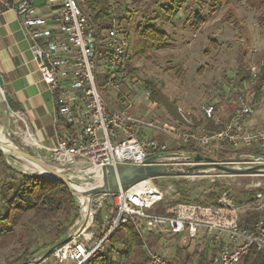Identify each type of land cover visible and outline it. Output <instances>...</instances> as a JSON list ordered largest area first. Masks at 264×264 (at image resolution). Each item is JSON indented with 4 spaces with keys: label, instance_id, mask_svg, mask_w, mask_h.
<instances>
[{
    "label": "built area",
    "instance_id": "2783aa9c",
    "mask_svg": "<svg viewBox=\"0 0 264 264\" xmlns=\"http://www.w3.org/2000/svg\"><path fill=\"white\" fill-rule=\"evenodd\" d=\"M10 7L21 20L40 80L53 96V125L59 134L55 143L45 144L24 114L7 101L1 116L7 119V129L5 133L2 124L1 132L13 145L43 150V155H36L73 181L85 172L96 171H100L102 180L103 166L145 165L148 157L162 152H191L171 148L159 135L169 138L173 146L191 145L203 152L256 147L260 154L244 151L215 161L239 168L264 166V128L248 125L257 103L240 98L226 121L216 115L215 105L206 107L205 118L213 120L218 128L201 132L163 127L133 112L131 104L125 105L129 96L121 90L126 85L135 88L137 80L130 76L129 34L115 11L112 25L100 33L80 0H14ZM262 65L264 58L250 67L249 82H256ZM218 92L214 90V95ZM144 93L146 98L151 96L147 90ZM179 113L181 123L194 124L191 113ZM197 163L181 160L162 164L169 170L184 171ZM209 174L212 184L227 185L220 206L180 203L166 214L155 211V206L173 189V185L161 187L160 180L196 179ZM245 175L264 176V169ZM233 176L236 175L203 169L198 174L149 178L112 194L115 214L102 217L103 235L98 239L94 228L99 205L89 196V206L84 207V228L70 242L58 246L52 257L58 264H85L107 248L114 232L133 223L144 239L151 264H175L173 256L148 245L147 236L158 232L183 235L189 242L201 235L215 238L212 243L218 245V250L212 264H238L253 247L264 250V217L250 225L243 221L253 210L264 211V204L252 207L236 203L231 198L233 189L226 183ZM262 197V193L255 194V199Z\"/></svg>",
    "mask_w": 264,
    "mask_h": 264
},
{
    "label": "rangeland",
    "instance_id": "374dc122",
    "mask_svg": "<svg viewBox=\"0 0 264 264\" xmlns=\"http://www.w3.org/2000/svg\"><path fill=\"white\" fill-rule=\"evenodd\" d=\"M112 3L122 28L129 30L127 33L130 37V66L138 70L135 88L126 85L121 90L129 96L125 105L131 104L133 112L152 119L166 128L192 129L201 132L208 129L205 118L206 107L215 105L216 115L226 121L242 98L255 105L257 103L256 111L249 118L248 125L253 128H264V93L261 99L256 100L252 87L254 83L248 81L240 85L235 81L241 62L251 67L264 58L263 4L260 2L252 4L248 0H224L223 5H218L215 0H189L184 4L180 15L168 21L164 16V7L171 5L172 0H112ZM126 11H130L133 16L126 19ZM197 14L202 15L204 20H200ZM148 20L169 34L171 43L169 48L158 49L155 46H147L140 40L138 28ZM153 88L165 94L178 111L191 113L194 124L181 123V119L173 115L158 100L152 96L146 98L144 91L147 90L151 94ZM216 89H219V92L214 95ZM195 118L201 120L200 125L194 120ZM2 124L0 118V129ZM32 128L43 139L36 126L33 125ZM47 136L50 140L52 133L49 131ZM161 140L171 148L176 147L167 137ZM242 149H229L223 154L215 149H206L204 153L214 160H223L238 156L244 152ZM25 150L32 154H44L43 150L37 148L28 147ZM18 164L28 171L37 172V168L26 160L18 161ZM0 178L5 179V173L1 168ZM211 179L210 174L196 179L179 180L174 177L162 179L158 182L161 187L167 188L173 185V189L157 205L164 209L173 208L181 193L187 195L190 203L206 202L207 193L212 185ZM101 181L95 173L85 172L73 182L91 189L100 186ZM229 183L228 187L233 189L231 198L236 203L241 201L252 207L264 204V176L236 175L229 180ZM223 189L224 194L228 190L227 185ZM256 193H262L263 197L255 199ZM109 195L112 194L91 195L93 203L99 205L97 214L101 217L113 211L115 198H110ZM76 202L80 214L79 197H76ZM249 214V218H257L256 215L264 217V211L253 210ZM58 219L56 223L61 221L65 223L63 215L60 214ZM39 223L30 214L17 229L15 236L0 239V261L3 264H12L26 252H29V255L34 253L29 264H58L52 254L47 259L35 262L41 259L48 249L60 243L51 245L54 242L55 232H49V227H42ZM76 223L70 228L68 235L76 229ZM97 228L95 226L94 230L96 231ZM47 245L51 246L46 248ZM120 248L121 246H117V249ZM203 248H206L209 256H213L218 250V245L215 244L214 248L202 246L201 249ZM152 249L162 252L157 248ZM108 250L109 245L102 254L105 255ZM143 251V247H138L129 258L116 252L114 259L118 264H136L143 258ZM174 260L175 264H184V260L176 257Z\"/></svg>",
    "mask_w": 264,
    "mask_h": 264
},
{
    "label": "trees",
    "instance_id": "16d2710c",
    "mask_svg": "<svg viewBox=\"0 0 264 264\" xmlns=\"http://www.w3.org/2000/svg\"><path fill=\"white\" fill-rule=\"evenodd\" d=\"M14 0H2L0 2V10H5L12 6ZM189 0H172V4L164 7V16L166 20L171 21L177 14L182 10L185 3ZM218 5H223L224 0H215ZM252 4L261 3L264 5V0H248ZM83 8L88 12L90 19L94 26L98 29L100 33H103L108 27L112 25V17L114 13V3L112 0H80ZM116 3V2H115ZM119 5L117 6V9ZM116 12V11H115ZM126 19L132 17L130 11H126ZM200 20H204L202 15L197 14ZM120 18H123L120 16ZM129 23V22H128ZM126 32H129L128 28ZM138 35L140 40L144 45L155 46L158 49H167L171 46L169 34L163 30L160 26L153 24L151 21H146L143 26L138 28ZM130 38V37H129ZM138 70L136 68H131V78L136 77ZM250 66L240 63L238 67L237 74L235 76V81L240 85L249 81L250 77ZM255 92V99H261L264 93V65L260 68V73L256 82L252 85ZM152 98L158 100L161 104L167 107L173 115L181 118L178 109L174 106V103L162 92L153 88L151 93ZM9 103L13 109H18L19 106L14 104L9 100ZM198 125H200L201 120L194 119ZM206 124L208 129L218 128L213 120H207ZM174 149L178 150H188L192 153L200 154L204 157L211 158L206 155L201 149L194 146H176ZM231 149V148H229ZM227 149V150H229ZM226 150V151H227ZM244 151H251L260 154L261 151L257 148H243ZM241 150V151H242ZM225 153L224 151L221 154ZM222 156V155H221ZM0 168L2 172L5 173V179L0 178V239L8 238L10 236H15L17 229L24 223L25 219L31 214L35 221H39L42 227H49V232H55L54 242L63 241L68 237V233L71 227L74 226L76 221L79 219V206L76 202V197L70 192L68 186L61 180L43 177L39 175H28L20 172L12 165L8 163L4 154L0 151ZM227 184L229 180H226ZM225 184L221 182H215L211 185L209 193H207V201L200 202L196 201L198 204H210L220 206L219 200L223 194ZM113 198L114 195H109ZM191 201L185 193H181L180 197L175 201V205L180 203H190ZM237 203H242L238 201ZM159 205V203H158ZM155 206V211L158 213L166 214L168 209H164ZM63 215L65 223L58 222L59 216ZM111 214H115L113 211ZM248 214L244 218V223L250 225L254 221L259 219L249 218ZM68 222V223H66ZM95 226L98 227L95 231V238L98 239L103 235V221L100 215H96ZM152 234L147 236L148 245H150V238ZM213 239L204 237L203 242L198 245L195 252L190 255L184 264H209L207 263V251L204 246H213ZM51 245H47L48 248ZM109 250L105 255L100 253L99 255L92 257L85 264H118L114 259V253L119 252L125 258H129L136 252V249L143 247V258L136 264H151L150 258L145 248V242L143 237L138 231V226L136 224L130 223L122 227L118 231L114 232L109 239ZM117 246H121L117 249ZM24 253L12 264H25L31 261L33 254ZM0 264H3L0 261ZM238 264H264V250H259L257 247H253L250 253L245 256Z\"/></svg>",
    "mask_w": 264,
    "mask_h": 264
},
{
    "label": "crops",
    "instance_id": "0c3cea01",
    "mask_svg": "<svg viewBox=\"0 0 264 264\" xmlns=\"http://www.w3.org/2000/svg\"><path fill=\"white\" fill-rule=\"evenodd\" d=\"M179 15L180 12L176 17ZM0 73L5 82L6 100L18 105L19 108L14 110L22 112L31 127L36 126V130L41 132L42 141L51 144L59 135L53 125V96L40 80L29 40L20 18L11 7L0 10ZM49 131L52 133L50 140L47 136ZM163 137L165 136H158L160 139ZM204 237L206 236L201 235L189 242L183 235L158 232L152 234L150 245L185 262L203 242ZM215 254L207 255V263L212 264Z\"/></svg>",
    "mask_w": 264,
    "mask_h": 264
},
{
    "label": "water",
    "instance_id": "95a60500",
    "mask_svg": "<svg viewBox=\"0 0 264 264\" xmlns=\"http://www.w3.org/2000/svg\"><path fill=\"white\" fill-rule=\"evenodd\" d=\"M4 87V78L3 75L0 73V118L2 116V107L7 104V100L4 94ZM2 121L4 125L3 131L6 133L8 123L7 119L4 117ZM0 151L4 154L8 163L20 172L28 175H39L43 177L61 180L68 186L70 192L75 197H83L84 199L83 203L81 204L80 219L77 222L76 229L71 234H69L68 237H66L63 241L48 249L43 255V257L35 262H40L44 259H47L58 246L70 242L74 236L78 235L82 231L87 220V213L84 211V207L89 206V196H91L92 194H117L121 190H126L132 185L142 180L167 175L198 174L202 172L203 169H214L233 175L258 173L259 171L264 169V166L249 168L233 167L228 164L216 162L212 158H207L197 153L183 151H168L148 157L145 165L117 164L116 166H103L101 169V185L98 187H93L91 189L80 190L74 185L73 180L68 175L54 168L38 155L32 154L19 146L13 145L8 140L1 139V137ZM21 160H26L30 163L37 165V172H31L23 168L21 165L18 164V161ZM181 160L195 161L199 163L186 168L184 171L169 170L166 165L162 164L168 161ZM39 168L46 171L47 174L41 173L39 171ZM29 263H31V261L26 262L25 264Z\"/></svg>",
    "mask_w": 264,
    "mask_h": 264
},
{
    "label": "bare ground",
    "instance_id": "6f19581e",
    "mask_svg": "<svg viewBox=\"0 0 264 264\" xmlns=\"http://www.w3.org/2000/svg\"><path fill=\"white\" fill-rule=\"evenodd\" d=\"M0 137H1V139H3V140H7V138H6V137L3 135V133L1 132V129H0ZM31 164H32L33 166H35V167H38L37 165H35V164H33V163H31ZM39 171H40L41 173H43V174H47V172L44 171L43 169H40V168H39ZM95 173H96L97 176L101 177V173H100V171H96ZM101 183H102V181H101ZM74 185H75L78 189H80V190H85V189H86L85 187H83V186H81V185H79V184H77V183H75V182H74ZM83 201H84L83 197H80V202L83 203Z\"/></svg>",
    "mask_w": 264,
    "mask_h": 264
}]
</instances>
